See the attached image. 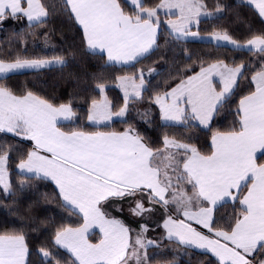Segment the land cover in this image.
I'll return each instance as SVG.
<instances>
[{
  "label": "snow or ice",
  "instance_id": "snow-or-ice-1",
  "mask_svg": "<svg viewBox=\"0 0 264 264\" xmlns=\"http://www.w3.org/2000/svg\"><path fill=\"white\" fill-rule=\"evenodd\" d=\"M0 34V264H264V0H0Z\"/></svg>",
  "mask_w": 264,
  "mask_h": 264
},
{
  "label": "trees",
  "instance_id": "trees-1",
  "mask_svg": "<svg viewBox=\"0 0 264 264\" xmlns=\"http://www.w3.org/2000/svg\"><path fill=\"white\" fill-rule=\"evenodd\" d=\"M207 25L206 21L201 22V28H205ZM60 35L59 28L57 29L56 36L53 37V39H57ZM0 39H3L2 34H0ZM190 48L200 51V50H207L206 46L198 43V42H191L188 45ZM73 69H65L63 72H61L58 69H52L49 71H43L39 73L40 81L39 83L43 84V82H47L44 84V90L47 93H53L58 96L61 100L68 99V92H70L71 86L67 83L66 79L64 77L67 76V73L69 71H72ZM9 84H11L14 88L18 90H23L25 88H31L33 87L34 83H37V74L34 72H27V73H21L17 75H12L11 78L7 81ZM117 93L116 90H113L109 93V95H115ZM78 103H82V101H77ZM232 120V116L230 114H221L217 118V126H227ZM116 127H121L119 123L115 125ZM13 178H15V173H13ZM227 211H231L230 206H225ZM3 219V210L0 209V220ZM198 259H205V257L201 256L200 254H197ZM193 264H197V260H193Z\"/></svg>",
  "mask_w": 264,
  "mask_h": 264
},
{
  "label": "crops",
  "instance_id": "crops-1",
  "mask_svg": "<svg viewBox=\"0 0 264 264\" xmlns=\"http://www.w3.org/2000/svg\"><path fill=\"white\" fill-rule=\"evenodd\" d=\"M199 43V42H198ZM24 73H27V72H24Z\"/></svg>",
  "mask_w": 264,
  "mask_h": 264
},
{
  "label": "rangeland",
  "instance_id": "rangeland-1",
  "mask_svg": "<svg viewBox=\"0 0 264 264\" xmlns=\"http://www.w3.org/2000/svg\"><path fill=\"white\" fill-rule=\"evenodd\" d=\"M118 92V90H116Z\"/></svg>",
  "mask_w": 264,
  "mask_h": 264
}]
</instances>
